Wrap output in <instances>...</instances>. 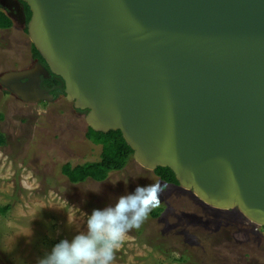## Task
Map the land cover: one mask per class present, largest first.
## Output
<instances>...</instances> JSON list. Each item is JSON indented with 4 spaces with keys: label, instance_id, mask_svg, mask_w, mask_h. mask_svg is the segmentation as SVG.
Here are the masks:
<instances>
[{
    "label": "water",
    "instance_id": "obj_1",
    "mask_svg": "<svg viewBox=\"0 0 264 264\" xmlns=\"http://www.w3.org/2000/svg\"><path fill=\"white\" fill-rule=\"evenodd\" d=\"M22 1L88 127L119 130L140 166L264 228V0ZM36 69L26 102L53 99ZM24 71L8 72L18 86Z\"/></svg>",
    "mask_w": 264,
    "mask_h": 264
},
{
    "label": "rangeland",
    "instance_id": "obj_2",
    "mask_svg": "<svg viewBox=\"0 0 264 264\" xmlns=\"http://www.w3.org/2000/svg\"><path fill=\"white\" fill-rule=\"evenodd\" d=\"M30 64L29 39L18 29L0 33V75ZM0 85V264H38L61 239L86 232L95 208L113 205L137 185L159 189V204L130 230L113 264H264V229L237 209L210 207L192 191L162 181L131 156L103 181L72 183L61 172L99 159L101 146L85 136L83 112L59 96L27 103ZM117 175L127 183H111ZM98 192H82L85 184ZM161 208L159 214L152 213ZM183 257L184 261H179Z\"/></svg>",
    "mask_w": 264,
    "mask_h": 264
},
{
    "label": "clouds",
    "instance_id": "obj_3",
    "mask_svg": "<svg viewBox=\"0 0 264 264\" xmlns=\"http://www.w3.org/2000/svg\"><path fill=\"white\" fill-rule=\"evenodd\" d=\"M127 181V176L117 175L111 183ZM89 191L98 192L99 188L86 183L82 192ZM158 192L155 186L137 185L113 205L93 209L87 217L86 232L59 240L39 258L38 264H113L126 234L138 229L158 206Z\"/></svg>",
    "mask_w": 264,
    "mask_h": 264
},
{
    "label": "trees",
    "instance_id": "obj_4",
    "mask_svg": "<svg viewBox=\"0 0 264 264\" xmlns=\"http://www.w3.org/2000/svg\"><path fill=\"white\" fill-rule=\"evenodd\" d=\"M28 8V7H27ZM28 18L30 17V11L27 9ZM3 12L0 11V28L9 27L10 21ZM32 52L35 58L44 63V59L39 54L40 52L32 45ZM45 64V63H44ZM62 90L63 83L60 77L53 76ZM60 90L54 93L56 97ZM85 136L95 145L101 146V152L98 160L85 161L80 164L71 165L69 162L64 163L61 167V172L72 183L83 182L86 179H92L94 181H103L107 178L109 172L118 171L125 167L128 160L132 156L131 148L126 144L119 130H109L107 132L94 131L90 127H87ZM6 138L3 133L0 132V145L5 144ZM154 173L165 183L177 185L174 173L167 167H157ZM10 205L7 204L0 208L1 213H5L9 210ZM161 208H157L152 214H159ZM179 261L183 262L184 258L180 257Z\"/></svg>",
    "mask_w": 264,
    "mask_h": 264
},
{
    "label": "flooded vegetation",
    "instance_id": "obj_5",
    "mask_svg": "<svg viewBox=\"0 0 264 264\" xmlns=\"http://www.w3.org/2000/svg\"><path fill=\"white\" fill-rule=\"evenodd\" d=\"M27 9H29V11L31 12L29 6L25 2H23L22 0H0V11L3 12L7 17H9L8 19L10 21L9 27L0 28V33L8 31L11 28H15V29H18L21 32H23L27 36V38L29 39L28 33H27V27H28L27 25H28V22L30 20V17H32V16L30 13V17L28 18ZM32 45L33 44L31 43V41L29 39L30 64L27 65L25 68L9 70L7 72H4L3 74L8 73V72H12V71L34 70V69H36V66L38 64H40L49 72V75L46 77L43 75H40L39 86L43 90H46L48 93L52 94L53 99H51V100H37L34 102L54 101L59 96L65 97L63 80H62L63 87H62V90H60V85H59L58 81L55 78H53V76H56V75H54L50 72L49 67L46 64L45 60H44V63H45L44 64V63L40 62L39 59L34 57L33 52H32ZM3 74H1L0 77ZM56 77H58V76H56ZM24 81H26V80L22 78L23 83H24ZM0 85H1V83H0ZM4 88L8 89L6 87H4ZM57 90H60V93L55 97L53 92H56ZM7 91L10 92L11 94L15 95L13 92L10 91V89H8ZM15 96L18 97L19 99H21L22 101H24L21 97H19L17 95H15ZM27 103H33V102H27ZM70 103H72V102H70ZM72 106H73V103H72ZM74 110L80 111V112L86 111V110H79V109H75V108H74ZM259 228L264 229L261 227H259Z\"/></svg>",
    "mask_w": 264,
    "mask_h": 264
},
{
    "label": "bare ground",
    "instance_id": "obj_6",
    "mask_svg": "<svg viewBox=\"0 0 264 264\" xmlns=\"http://www.w3.org/2000/svg\"><path fill=\"white\" fill-rule=\"evenodd\" d=\"M37 73H38V69H34V70H31V71H24V73H20L19 75H22L23 77H27V78H24L26 81V83L21 86H18L15 82V80L13 79L14 75L13 73H8V74H5L4 77L2 78V83L1 85L3 87H11L12 89H15V92L17 94H19V96L21 98H23L24 100H29V98H32L35 96L36 93H34L33 91V83L34 81L36 80V76H37ZM22 81V79H21ZM29 86L28 90H25L24 86ZM26 102V101H25Z\"/></svg>",
    "mask_w": 264,
    "mask_h": 264
}]
</instances>
